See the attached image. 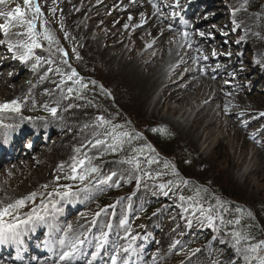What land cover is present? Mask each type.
<instances>
[{
    "label": "rangeland",
    "instance_id": "rangeland-1",
    "mask_svg": "<svg viewBox=\"0 0 264 264\" xmlns=\"http://www.w3.org/2000/svg\"><path fill=\"white\" fill-rule=\"evenodd\" d=\"M103 1L94 0L92 6H98ZM118 1L113 0L116 4ZM38 2L44 14L42 19L48 22L46 26L55 33L56 38L59 40V46L63 47L68 53L67 57H63V53H56L52 57L56 63L51 65V67L59 66L64 72L70 71L69 66L76 69L88 87L81 90L79 95L75 91L69 94L67 87H75L76 89L78 85H75L73 81H65V84L57 87L60 83L59 74L55 71L48 72L47 69L50 65L41 62L38 68L44 67L43 72L34 81V87L32 86L31 91H28L29 94L27 92L22 96L24 99L20 98L23 101L21 112L12 113L14 116H23L25 119H33L34 121L36 119L49 120L60 118L58 117L59 111L61 112L80 104L76 107H79L81 115H84H82V121L76 124L77 126H71L65 134L66 137L70 135V140L67 139V146L66 143L63 144L65 145L63 147L65 153L68 154V157L62 160L64 162L61 161L65 165L64 170L61 171L58 167L61 164L60 162H58V165H53L54 167L49 163L47 164L48 168H43L41 171H37V168L31 169L35 175L39 176L40 182L38 185L29 186L25 192H22L23 194L21 195L23 197L33 192L38 193L34 200L25 202V212H29L31 206L35 208L39 205V202L42 201L41 199L46 195L48 196L49 192L54 194L50 196L54 200L53 197L57 196L54 189H57L58 184L78 185L79 181L65 180L63 177L68 174L67 165L70 162V158L86 153L92 158V164L100 169L98 174H94L96 179L103 180L106 176L112 175V173H115V175L112 176V180L107 184H98L96 180H93V186L89 191L83 192L79 202L86 205L80 213H77V215L79 214L78 216H74L77 218L68 223L73 225V227L80 225V228L74 231L76 234L83 233L85 228L91 224L90 228L92 229L94 240L102 231L107 232L108 240L115 245L114 248L116 249L128 243L131 237L135 236L134 233L138 231L137 237H141V233L144 234L145 242L142 241L144 247L156 246V248H153L154 257L157 256L160 264H260L255 263L260 256H264L262 255L264 250L258 251L260 239L252 242L240 241L237 244L236 238L229 231L223 236L218 246L211 247L207 242L204 245L198 242V239L204 238L208 229L212 234L215 235L216 233L213 230L214 221L209 224L201 216L200 207L192 206L201 205L204 209L209 208L208 205L210 203L206 199L210 197L208 194H196L191 202L186 198L184 200L180 199V203L174 210H169L170 215L169 211L164 213L163 209H161L156 213L152 212L150 215L145 216L146 209L150 207L146 200L153 197L169 199L170 194L166 190L170 183L177 179L179 172L163 175L162 178L164 179L159 182L155 180L156 176L144 174L145 167L149 166L147 160L150 157L148 155L149 150L143 149L142 146L137 148L143 149L142 155L134 151L128 157L137 156L141 161L140 170L125 163L124 161L128 158L121 159L124 158L121 152L114 157H110L111 151L108 150L107 145L112 143V140L110 137L104 136L106 126H99L96 117L103 115L106 119L111 120L113 124L121 125L120 131L129 133L131 132L130 126H127L124 121L126 122L128 117L133 118L136 121V127L141 129V131L144 128L145 132L148 130V136L146 135V137L151 146H154L153 143L156 140L154 129L151 131V126L154 125L157 128L167 130L175 137L174 142L178 144V147L188 149L191 154L188 161L183 164L184 167H180L182 171H186L187 178L207 188H209L208 186L224 187V185H229L226 187L228 191L232 187L240 199L239 203L252 209L255 222L259 225L260 230L264 232V117L259 115L260 112H264V20L259 17V12L251 7H258L262 3L264 4V0H214V3L209 6L207 12H205V24L208 23V26L213 24L216 29L224 28V26L229 27L230 33H236L237 39L241 40V42L238 44L239 46L235 47L232 44L227 45L230 48L231 56L227 63L222 60L225 64L221 65L220 69L213 67L211 62L203 60L205 62L203 64L208 67L205 68L207 70L206 73L209 74L204 76L207 78L205 80L206 83L203 81L202 86L199 87L200 91L195 92L188 89L186 91L187 100L184 103L186 104L183 107L184 110L176 112L168 111L161 103L154 109L159 87L153 89L145 98L136 97L133 84L123 74L122 76L119 73L118 68L115 70L114 65H111L106 60V57L103 59L101 55L106 54L110 58L111 54H116L115 51H120V56L123 55L124 60H130L133 65L142 66L150 62L155 55L160 54L164 44L167 46L172 43L179 36L177 35L178 31L183 30L184 27L189 30L192 23L190 25L182 23L185 24L184 27L178 25L180 24L178 23L180 19H177L178 16L171 17L170 13L173 10L164 8L163 12L165 15L161 16V18L158 16L159 20L154 28L159 27V29L154 32L152 28H144L142 27L143 24L141 25L140 14L143 12L146 19L147 16L150 17L148 15L151 12L150 9L145 13V8L133 7L134 4L130 5L133 2L129 3L127 0L128 7H131L127 8V10L132 11L125 13L122 12V5L109 7V4L112 3L109 0L108 4L101 5L100 20L94 18L87 28V32H89L86 38H82L80 34H76V31L86 20L87 13L75 20L72 27H67L66 19L69 17V13L65 12L64 15L63 11L66 0H55V3H53V0H38ZM16 3L22 5L23 0H10L8 4L0 5V11H10L15 7ZM77 7H80L79 1ZM53 8L55 12L50 11ZM177 11L181 12V8L177 9ZM98 12L100 11L98 10ZM98 12L92 14V17L98 16ZM130 16L132 17L131 20L129 19ZM109 17L112 19L108 20ZM233 20L240 27H236L233 24ZM3 22L4 18L0 17V23ZM169 23L173 24V31H168L169 28L167 30L164 29L168 27ZM125 24L128 25L127 28L124 27ZM134 25H138V27H133ZM37 30L42 31L39 20L37 21ZM164 31L165 33L168 32L167 35L161 37L156 43V38L160 37V34ZM98 32H100L98 36L100 34L102 36L98 45L103 50H107L103 54H97L93 60L82 65L80 61L83 60L81 52L84 43L82 45L81 41L97 35ZM65 33H67V36H65ZM109 38L111 39L110 41H108ZM41 42L44 47L36 49V55L47 58L50 55L46 51L48 43L47 41ZM217 42L218 44L222 43V39ZM154 43L159 46L153 47ZM94 47H91V51H95L96 48ZM185 47L190 50L186 45ZM206 47H208V44H206ZM223 47L224 51L222 50V52L224 53L227 47ZM73 49H75V52ZM197 49H200V47H197ZM53 51H55V48H53ZM144 52L149 55L144 56ZM199 53L207 56L211 55L208 49H204ZM61 57L66 59L68 63L64 64ZM192 61L194 59L190 60L188 66H193L194 62ZM34 63L35 60L33 59L25 64L33 68L32 65ZM175 64L176 61L167 65L166 69L169 70L168 72L172 70ZM183 72H185L184 69H181L178 73ZM199 72L201 75H205V72L200 69ZM2 74V78L6 81L0 82V102L10 99L13 85L9 84V79L12 80L16 76V72H12L10 77L6 76L4 72ZM41 77H44V79H41ZM93 81L95 83H92ZM189 81L192 82V78L187 80L184 85L188 84ZM198 92L205 94L207 97L205 96L203 99L207 100L201 99V95L197 94ZM32 94H35L36 98ZM25 100L31 101L27 109L24 105ZM170 105L172 107L180 106L177 102H172ZM45 106L47 108L56 107V116H52ZM226 106L229 109L228 111H225ZM184 111H186L185 115L183 114ZM199 117L200 120L196 125L198 131L196 133L191 128V124L198 120ZM0 120L5 122L1 117ZM15 122L18 123L17 120ZM96 139L105 140V144L95 148L92 147ZM71 141L73 145H71ZM38 147L42 148L43 145ZM116 147L117 150L123 149L121 145ZM75 149H80V152L77 153ZM171 149L174 150L176 148L171 147ZM37 152L35 156L45 153L44 151ZM157 153L162 157H167L168 160L171 158L178 164L182 158L181 151L178 150H175L173 155L169 157L160 150ZM42 156L44 157V154ZM22 161H19L21 166L16 164L15 167L23 169L24 166L22 164H27L31 160L28 158ZM9 166H14V163ZM17 171L15 170L13 173ZM0 172L4 171L0 170ZM57 175L62 177L59 181L55 179ZM25 177L28 176L24 174L23 178ZM45 184L48 185L47 189L42 187ZM160 184H165L166 187L162 189L159 187ZM10 195L11 197L4 200L8 202H4L1 199L0 201L9 203L19 197ZM38 196L39 198L37 199ZM89 196L91 200L87 199ZM110 205L117 207L113 213L104 211L99 216L95 215L100 212L101 208L105 209ZM216 214L219 213L214 210L213 215ZM89 219L92 221L88 225ZM122 221H126V223H122ZM108 225H111V227L109 228ZM156 235L158 236L157 242L153 243V238ZM61 236H63V231H58L57 234L53 235V238L58 240ZM143 238L140 240H143ZM253 245H259L255 252L250 250V246ZM128 258L130 260L131 256Z\"/></svg>",
    "mask_w": 264,
    "mask_h": 264
},
{
    "label": "snow or ice",
    "instance_id": "snow-or-ice-1",
    "mask_svg": "<svg viewBox=\"0 0 264 264\" xmlns=\"http://www.w3.org/2000/svg\"><path fill=\"white\" fill-rule=\"evenodd\" d=\"M9 2L10 0H0V5H6ZM53 3H55V0H53ZM149 3L155 10L154 14L158 13L160 16L165 15V13L161 10L162 7L174 9L170 13L171 17L179 16L180 12L176 11L175 9L182 8L180 0H174L173 4H168L167 0H149ZM50 11L55 12V9H50ZM43 15L44 14L41 10L38 0H23L22 5L20 3H16L15 7L10 11H0V17L4 18V22L0 23V32H3L5 37H16L15 42H13L11 39H0V45H6L8 51L14 53V58L19 59L22 63H27L34 59L35 63L32 65L33 69H36L38 66H40L41 62L50 65L47 71H55L60 76V83L57 85V87L65 84V81H73L75 85H78V88L74 89L73 87H67V92L72 94L75 91L79 95L80 91L87 89L88 85L83 82V77L80 76L76 69L69 66L70 71L64 72L59 66L55 68L51 67V65L56 63V61L52 59L56 53H63V57H67L68 53L63 47L59 46V40L56 38L55 33L46 26L48 22L42 19ZM140 16L142 25L146 23L144 13L142 12ZM129 19L131 20L132 17L130 16ZM38 20L40 21V28L42 31L37 30ZM233 24L236 27H240V25L237 24L235 20H233ZM124 27L127 28L128 25L125 24ZM133 27H138V25H134ZM168 28L169 30H172L173 24L169 23ZM177 35H179L181 38V47L184 45L190 49L193 47L194 34L190 32L187 27H184L183 30L178 31ZM198 35L200 37H205L206 33L204 31H198ZM212 35V32L207 33V36L209 37ZM65 36H67V33H65ZM41 41H47L48 43V48L46 51H48L50 55L47 58L36 55L35 50L44 47ZM53 48H55V51H53ZM73 51L75 52V49H73ZM196 51L201 52L200 49H196ZM211 55L216 56L218 53L213 50ZM226 55L231 56V53H226ZM63 57H61L63 63L67 64V60L63 59ZM77 57L79 58L78 53ZM193 59L196 63H199L201 60H208L209 57L201 53L200 55L193 57ZM201 71H204V69H201ZM9 75H11V73H9ZM41 79H44V77H41ZM92 83H95V81ZM29 91H31V89H29ZM25 99H27V97H25ZM22 107L23 101L20 98H14L8 101L0 102V112L10 111L13 113H20ZM45 107L52 116H56V107ZM228 110L229 109L226 106L225 111ZM259 115L264 117V112H260ZM96 121L99 126H106L104 136L111 138L112 143L108 144L107 148L112 152L117 150V145H123L126 142L125 138H127L129 141L133 138L131 133L119 130L122 127L121 125L113 124L111 120L106 119L103 115L97 116ZM0 125H3L2 121H0ZM138 136L139 134H137V138ZM104 144L105 140L96 139L92 147L95 148L103 146ZM146 147L151 149L150 145H147ZM151 150L154 151V149ZM75 151L79 153L80 149H75ZM135 151L139 152L141 155L143 154V149H137ZM124 162L132 165L137 170L141 169V161L135 155L128 158ZM155 162L156 161L154 158H149L147 160L148 164ZM58 167L61 171H63L65 165L64 163H61ZM67 167L68 174L64 176L63 179L79 181L81 187L74 190L71 184H58L57 189H54V192L62 199L79 196L81 192H88L93 186V180H96V183L98 184H107L112 180V176L115 175V173H112V175L106 176L103 180L96 179V175L94 174H98L100 169L92 164V158L86 153L71 157ZM145 174L150 175V173ZM159 175H161V173H157V176ZM61 178L62 177L59 175L55 177L56 181H59ZM183 182L188 183V181ZM42 187L47 189L48 185L45 184ZM159 187L163 189L166 187V185L160 184ZM37 195L38 193L33 192L26 197L17 199L7 204L0 201V245L15 244L19 249V246L23 243L22 237L24 233L34 231L38 224H46L49 228V238L46 239L43 244L44 247L52 251L56 257L52 261V264H76L77 259L84 255L82 248L87 242L86 237L84 233L76 234L71 224L67 225V227L64 229L56 228V225L53 221L55 218V213L59 211V209L56 207L57 202H49L51 211L49 210V204H44V202L41 201L39 210L38 208H33L29 213H20L19 209L25 205V202L27 200H34ZM48 195L51 196L53 193H48ZM180 199L184 200L185 197L180 196ZM188 199L191 200L192 197H188ZM192 206L200 207L201 216H203L209 222V224H211L216 219L223 221V217L219 214L213 215L214 209L211 207L204 209L201 205ZM109 207H114V205H110ZM105 210L106 209L101 208L100 212H97L95 215L99 216ZM22 215L24 218H21ZM122 223H126V221H122ZM228 223L239 224L240 220L237 219L235 221H228ZM108 227L110 228L111 225H108ZM56 231H63V236H61L58 240H55L52 236V233ZM232 235L236 238L237 244H239L241 240L246 239V237L242 236L240 232L234 231ZM107 239L108 233L102 231L100 236L96 238L95 250L91 252V259L87 261V264H92V262L97 258V256L100 254V250L107 242ZM135 240L136 237L132 236L126 245L117 247L114 250V254L110 257L111 264H130L128 257H130L135 252V248L133 247ZM57 245L59 246V251H56ZM260 245H264V240L260 241ZM258 247L259 245L250 246V250L255 252ZM19 258L20 257L18 254L17 259ZM260 264H264V258L260 259Z\"/></svg>",
    "mask_w": 264,
    "mask_h": 264
},
{
    "label": "bare ground",
    "instance_id": "bare-ground-1",
    "mask_svg": "<svg viewBox=\"0 0 264 264\" xmlns=\"http://www.w3.org/2000/svg\"><path fill=\"white\" fill-rule=\"evenodd\" d=\"M78 1L80 3L79 8L77 7ZM96 1H98V0H96ZM137 1L138 0L134 1L130 5L132 6L134 4L133 7L139 8L140 3H138ZM93 2H94V0H81V1L80 0H66L65 7L63 9L64 15H65V12L69 13V17L66 19V26L67 27H72L73 22L75 20H78L80 17L83 16L84 13H87L86 20L80 25V27L76 31V34H78V35L80 34L81 35L80 37H82V38H86L87 33L89 32V31L87 32V30H88L87 28L93 22L94 18L96 20H100V16H101V12H102L100 9L102 7L101 5H103L105 3L108 4L109 0H104L103 2H101V4H99L98 6H95V7L92 6L94 4ZM114 5H117V4L112 2L109 4V7H112ZM126 5L128 6L129 4L124 3V6H126ZM104 8H105V6H104ZM128 8H131V7H128ZM98 10L100 12H98ZM97 12L99 13V15L96 17H92L93 16L92 14L97 13ZM90 16H91V18H90ZM156 17H158V14H154V16L151 19H149L147 21V23H144L142 25V27L152 28V30L155 32L157 29H159V27L154 28V26L156 25V22H158ZM111 19H112L111 17L108 18V20H111ZM164 29L167 30V27H165ZM161 30H163V29H161ZM99 33L100 32H98L97 35H95L91 38H87L86 40L83 39L81 41L82 45L84 43L83 49L81 52V54L83 56V60L80 61V63L82 62V65L84 63H88L89 61L93 60L97 54H103L107 50V49L103 50L100 47V45H98V43L100 42V38L102 37L101 34H100V36H98ZM167 33L168 32L165 33V31H164L162 34H160V37L156 38V43H158V40H160L161 37H165L167 35ZM110 40L111 39L109 38L108 41H110ZM175 40L172 43L168 44L167 46H165V44H164V47L162 48V51L160 52V54L155 55L150 62H147L146 64H144L142 66L133 65L132 61L130 62V60L129 61H127L126 59L124 60L123 55L120 56V51H115L116 54H111V56L109 55L110 58L108 56H106V54L101 55V56L103 59H105V57H106L107 58L106 60H108V62L111 65H114L115 70H116V68H118L120 71L119 73H121V75L123 74L125 76V78L133 84V88H134V92L136 94V97H140L141 99L145 98L153 89H155L156 87H159L158 88V91H159L158 98H157V102H155L156 104L154 106V109L158 104L161 103L162 106H165L168 111H175L176 112V111L182 110L184 105H186V104H184L185 101L187 100L186 91L188 89L194 90L195 92L200 91L199 87H201L203 81H205L207 79L204 76L209 75V74L206 73L207 71L205 70V68L207 65L203 64V62H204L203 60H201L198 63V69L195 68L196 67L195 61H194L193 66L190 68L188 66V64L190 63V60L193 59L192 56L193 57L198 56V53L195 54L194 48H192L193 52H191V53L187 52L186 53L185 45L183 47L180 46L181 38H179V36H178ZM156 43H154L153 47L159 46ZM91 47L96 48L95 51H91ZM87 48H89V49H87ZM203 48L205 49V47H201V49H203ZM119 49H120V46H119ZM153 49H156V48H153ZM92 50H93V48H92ZM147 55H149V54L144 52V56H147ZM4 60H5V56H0V63H2L0 66V82H3L5 80L4 78H2L3 77L2 72L6 73V74L11 73L12 71L17 72L16 76L14 78H12V80L9 79V81H10L9 84H12L13 86H12V90L10 93V99H8V100H11L13 98H21L24 94H26L29 91V89L32 88V86L34 85V81L40 75V73L43 72L44 67L43 68L37 67L36 69H33L30 67V65H26L25 63H22V62H20V65L17 67H11L9 65V63L4 62ZM174 61H176V64L174 65V67L172 66L173 67L172 70L170 72H168L169 70L166 69L167 65L171 64ZM202 67L204 69L205 75L204 74L201 75L199 72V69L201 70ZM1 68H2V70H1ZM181 69H184V71H185V72H183V73H185L184 75H183V73H180V74L178 73ZM191 78L193 81L192 82L189 81L188 84L184 85V83ZM205 83H206V81H205ZM36 88H38V87H36ZM1 89H3V88L1 87ZM6 90H7V88H6ZM34 90H36V89H34ZM32 92H33V90H32ZM28 94H29V92H28ZM197 94L201 95V99H203V97L206 96L205 94L199 93V92ZM32 95L34 96V98H36L35 94H32ZM208 98H209V96H208ZM8 100H6V101H8ZM205 100H207V99H205ZM208 101H210V100H208ZM30 102H31L30 100H28V101L25 100L24 105H25L26 109L30 106ZM172 102H177L180 104V106L179 107H172L170 105ZM77 105H80V104H77ZM77 105L73 106L70 109H65L61 112L59 111L58 117H60V118L49 119V120H47V119L42 120L41 119L39 121L38 120L34 121L33 119H30V120L25 119L23 116H14V115H12L13 112H10V111L0 112V117L5 120V122L2 121V122H4V124L0 125V140L6 139V136L8 135V133L12 132L14 128H15V130H17L20 133V136H21V133L22 134L27 133V132H30V134L36 133V141L37 142L39 141V136L41 134H43V133L47 134V142L44 144V146L42 148L38 147V150L35 149L32 151V153L29 155V159L31 161L30 162L28 161L29 163H27V164L26 163L22 164L24 166L23 169L18 168V167H14V168L11 167L13 169H10L9 173L0 172V199L1 200H3V199L6 200V198L11 197L10 194L22 196L21 195V194H23L22 192H25L27 190V188H29V186L36 185V184L38 185V183L40 182V178H39V176L35 175L34 172L31 171V169L37 168V171H41L43 168H46L47 164H49V163H51L52 164L51 166L54 167L53 165H58L59 164L58 162L61 163V161L63 159L68 157V154L65 153V149L63 148L65 145H63V144L68 142L67 139H69L70 135L66 137L65 134H66V132H68V129L71 126L80 123L82 121V118H83L82 117L83 114L81 115V109H79V107L77 108L76 107ZM202 108H204V107H202ZM185 112L186 111L183 112L184 115H185ZM199 113H198V115H199ZM196 116H197V114H196ZM15 120H17L18 123L15 122ZM199 120H200V117L198 120L194 121L193 124H191V128H193V131H196V133L198 131V127L196 125L199 122ZM9 125H10V127H9ZM70 143H71V145H73L72 141ZM39 146H41V144H39ZM66 146H67V143H66ZM37 151H44L45 153H42V154L40 153L39 156H35V153ZM66 151H67V149H66ZM43 154H44V157L42 156ZM37 155H38V152H37ZM46 161H48V162H46ZM22 162H24V161H22ZM62 162H64V161H62ZM16 163L19 164V160H17ZM19 166H21V165L19 164ZM15 170H18V171L16 173H13ZM24 174H26L28 177L23 178ZM31 176H33V177H31ZM34 176H36V177H34ZM18 182H20V183L17 184ZM80 196H81V193L79 194V196H75L74 201L76 199H79ZM38 198H39V196L37 197V199ZM40 199H41V197H40ZM9 200H10V198H9ZM61 200H62L61 206L64 209H68L70 207L68 198H63V199L61 198V199H59V201L57 203L60 204ZM50 201H53V199L49 196H47L46 199L43 200L44 204H49ZM78 208L79 207L77 206V208L74 210V212L69 214L67 219H70V218L76 216L77 213H79ZM79 209H81V208H79ZM74 218H77V217H74ZM79 228H80V225L73 227V230L75 231V230H78ZM0 264H3V263H0Z\"/></svg>",
    "mask_w": 264,
    "mask_h": 264
},
{
    "label": "trees",
    "instance_id": "trees-1",
    "mask_svg": "<svg viewBox=\"0 0 264 264\" xmlns=\"http://www.w3.org/2000/svg\"><path fill=\"white\" fill-rule=\"evenodd\" d=\"M252 8L256 9L260 16L264 20V4L262 3L261 5L257 6H251ZM124 123L130 128H133L131 134H132V139L129 141L127 138L126 142L121 145V147L124 149L121 150L123 154V159L128 158L132 152L135 151V149L141 147V145L147 146L148 140L146 135L148 136V130L145 132L144 129L141 131L138 127H136V121L128 117L126 122ZM155 130V138L156 140L154 141V147H156L158 150L166 154L167 156H172L175 150L181 151V161L178 164L177 162L173 161L172 159L163 160L162 158H159L158 156L155 157V160H158L160 163H155L154 165H149L148 166V172L150 174H155L161 173L162 175L164 173L170 172L169 164L172 165V167L177 168V170H180L179 172L181 173L180 176L178 177V181L176 183H181L184 179L182 177L186 176V171H182V168L184 167L183 164L188 161L190 152L186 148H180L178 147V144L174 142L175 137L169 133L167 130H164L162 128H157L154 125L151 127V130ZM137 134H139L137 138ZM153 142V141H152ZM171 147H174L176 149L172 150ZM150 149L149 147H147ZM112 152V151H111ZM119 152L116 150L115 152H112V155H117ZM151 154H155L154 151L150 149ZM167 165V166H166ZM160 176V175H159ZM187 177V176H186ZM188 183H185L184 187L180 191V194L183 196H189V197H194V194H206V193H213L214 196L212 195L211 198L207 199L210 202V206L214 207L215 209L219 210L220 216L223 217V221L220 219H217V229H218V237H221V235L227 233L228 231H231L232 233L235 232H240L242 236L246 237V239H243L241 241H257L260 239V241L264 240V232L260 230L259 225L255 222V216L251 208L242 206L238 202H240L239 197L237 196L236 192H234L233 188L231 187L228 191L226 189L227 186L229 185H224L223 186H217V187H211L208 186L209 188L205 186H200L196 184L192 179L187 180ZM176 184L175 187H178ZM250 213V214H249ZM239 219L240 223H228V221H235ZM233 229V230H232ZM250 239V240H247ZM264 248V245H260L259 249L262 250ZM264 258V257H261ZM256 261L257 263H260V259Z\"/></svg>",
    "mask_w": 264,
    "mask_h": 264
}]
</instances>
